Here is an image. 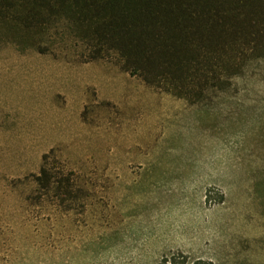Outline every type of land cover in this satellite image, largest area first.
Here are the masks:
<instances>
[{
	"label": "rangeland",
	"instance_id": "obj_1",
	"mask_svg": "<svg viewBox=\"0 0 264 264\" xmlns=\"http://www.w3.org/2000/svg\"><path fill=\"white\" fill-rule=\"evenodd\" d=\"M60 11L0 19V264H264V51L189 102Z\"/></svg>",
	"mask_w": 264,
	"mask_h": 264
},
{
	"label": "trees",
	"instance_id": "obj_2",
	"mask_svg": "<svg viewBox=\"0 0 264 264\" xmlns=\"http://www.w3.org/2000/svg\"><path fill=\"white\" fill-rule=\"evenodd\" d=\"M65 6L77 9L71 22L91 23L82 33L90 61L115 53L146 85L189 102L204 101L249 57L263 56L264 0H0V19L47 32ZM52 153L32 176L39 186L54 179L46 167Z\"/></svg>",
	"mask_w": 264,
	"mask_h": 264
}]
</instances>
